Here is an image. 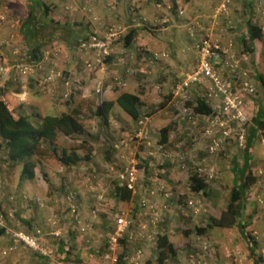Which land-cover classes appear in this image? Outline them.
Returning a JSON list of instances; mask_svg holds the SVG:
<instances>
[{
  "label": "crops",
  "instance_id": "1",
  "mask_svg": "<svg viewBox=\"0 0 264 264\" xmlns=\"http://www.w3.org/2000/svg\"><path fill=\"white\" fill-rule=\"evenodd\" d=\"M45 1L49 5V17L64 25L62 27L68 29L70 34L64 36V34L58 35L57 32H41L42 34H34L30 45L33 43V45L45 44L46 47L52 46L57 51L60 50V58L55 67L60 71L61 77L55 78L49 84H43V80L52 68L47 59L43 57L38 60V65L40 66L34 68L28 76L23 77L15 69V64L22 62L23 58H16L12 56L11 50L1 48L0 68L3 71L0 74V88L7 90L5 94L10 102L21 105L28 114L34 113L46 116V107L62 108L63 110H61L60 114L72 110H76L79 114V101L82 99L95 98L96 108L104 101H115L116 97L122 92L137 94L139 98L140 95L150 92L152 99H154L153 101L155 103L160 102L156 98L158 95L154 94L156 92H166L165 90L163 91V88H158L161 84L166 85L165 89H170L165 95L170 93L169 97L176 101L175 107L170 105L169 101L164 107H160L162 103H157L158 105L154 107H148V105L144 104L142 111L143 113H149L150 119L149 122L142 125L139 122L142 121L143 115L138 122H132L116 104L113 106L107 124L104 125L100 119L94 117L95 120L93 122L95 124L99 123V127H96L95 130L92 129L90 132L91 134L92 132L94 133V139L89 142V161L83 162L78 166L62 168L64 174L60 176L63 178L58 179L63 192L65 193L67 190V193H65L66 199L69 201L73 195L75 200L78 201V192L73 190L72 187L76 188L79 185L78 187L82 188L81 192L83 193L86 191L85 184H87L89 185L88 190L94 191L93 196L89 198L82 196L80 202L94 204L93 206L96 209L108 204L106 202L108 196V200L113 203H122L114 199V184H123L119 181V178L112 176L114 174L110 169L114 166L117 169L118 166L127 167L136 163L139 173V186L137 191L132 193V199L123 203L128 204L130 208L137 207V209L131 211L132 213H137L134 214L136 217L131 221L132 227L123 236L125 243L128 242V248L127 246L124 247L121 253L125 254L128 264H156V245L154 241H148L146 237L153 230L151 227L148 228V226H150V220H152L154 214L160 216L156 233L165 235L174 249L181 247L180 250L176 249L177 259H185L195 255L199 251V240L202 239L207 241L212 249V244L217 246H215L216 251L214 250L209 256L211 262L214 263L216 261L215 264H239L242 250L240 252L238 242L234 240L236 237L241 238L237 231L235 236H233V230L228 232L231 243L229 240V242L225 241L226 236L223 234L212 233L210 238L213 240L209 239V236L199 237L195 234H189L185 238L190 239V244L185 245L186 240L183 239V230H193L195 226L202 225L208 217L207 214H210V211L207 212V201L205 202V200H208L209 206L217 207L219 205L220 210L225 206H220L222 204L220 203L221 197H217L220 195L216 194V192L226 190V186L221 180L225 162L222 157L224 154L222 153L224 150L230 149L235 143L231 142V140H234L231 138L227 141V145L218 150L215 155H210L208 147L211 138L210 136H204V133L209 128L211 119L200 117V121L195 124L190 123L189 120H182L179 116L178 104L180 100L172 97L173 87L181 82L184 75L192 70V67L196 66L198 53L194 48V44L203 36H210L213 41L222 47H227L231 44L229 56L241 63L235 51L241 45L242 37L246 38L245 30L244 34L237 33L238 38L234 39V46L231 40L225 41L227 37L225 29L239 31L236 30L235 15L233 14L230 17V13H228L225 18L229 17L230 21L224 26H219L215 21L223 15L215 16L213 12L211 18H205V15L211 11V6H215V4L217 6L218 0H191L194 19L196 20L198 19L197 17L202 16L204 18L202 20L200 18L201 21L196 22L195 25H188L187 29H183L182 25L170 22L169 27L162 26L166 20L173 21L172 18H164L166 12L161 9L163 2L156 4L152 0ZM261 1L259 0L258 4ZM254 3L255 0H250L249 2L251 5H254ZM108 5H111L110 9ZM245 6L243 9L237 8L239 18L243 17L244 23L250 17L252 18L256 15L255 11L257 14L259 12V6L255 10L250 9L248 4ZM260 7L263 8L262 5ZM24 8L26 9V14L20 25L14 26L11 24L8 27L7 24H0V43L6 42L10 37H14L16 43L21 47L23 45V48L26 47L23 35L32 26L24 27L23 23L28 16L26 6ZM181 9L180 7L176 8L178 18V12ZM183 11L185 14V10ZM142 18L146 19V26H138V22ZM161 18L164 19L163 22H161ZM203 21L207 22L203 23ZM111 25L124 27L126 29L125 35L111 44V55L109 58L102 60V64L97 67L96 72L85 71V63H92L94 55L92 53L84 55L78 48L79 42L91 33L104 36L107 28ZM10 28L14 29L13 33H10ZM3 36L8 38L5 40V38H2ZM127 38L129 40L126 46L125 41ZM2 39L4 40L2 41ZM42 51H47V49ZM239 52H242L241 56L243 58L248 55L242 45ZM153 54H164L165 57L153 60ZM216 64L218 65V68H216L217 73L222 71L225 79L234 85L231 80L232 74L222 69L220 63L216 62ZM238 68L242 69V66ZM116 80L120 81L121 85L118 86ZM148 80H151L149 86L147 85ZM201 85L207 90L206 84ZM199 86L193 87L191 100L194 96L200 95ZM96 87H100V93L98 94L92 91ZM65 92L70 94V100L67 102L62 100V94ZM218 106L216 103H211V109L214 113L218 112ZM169 121L176 123V127L168 137L167 143L160 145L159 132L167 126ZM140 133L144 134V138L139 137ZM215 133L218 136V132ZM64 139L69 143L81 144V140ZM118 145H120L119 149L116 148ZM77 154L80 157L85 156V152L82 149H79ZM261 169L259 174L260 171L264 172ZM90 170L95 174L93 175ZM199 170L204 175L199 174ZM234 170L232 167L230 171L234 174ZM192 171L197 172L204 179L209 171L212 172L213 178L207 182L210 191L209 199L202 194L190 192L188 176ZM262 172L261 174H263ZM69 174L72 177L68 179L67 175ZM84 175L91 176V179H95V181H90V178L88 180L84 179ZM215 177L216 182L211 185ZM28 183L31 184V182ZM68 184L71 187L69 189L66 187L65 190V186ZM143 198L147 201L148 206L146 207L140 206V200ZM189 201L199 202L201 208L198 214H193L192 209L187 206ZM93 219H95L94 215H88L86 218V224H83L89 227L86 232L67 233L63 238H60L64 242L77 246V260H80L81 264H100L103 259L108 257L100 246L95 245L99 239L94 237V235L100 234V242L104 241L105 245L108 242L111 230L114 228H111L108 233H105L104 230H100L101 233L90 232V226L87 223L92 222ZM196 221L198 223L202 222V224H197ZM95 222L97 224L99 220ZM251 224L255 229L250 231L252 234L256 233L254 238L258 243L259 253L264 258V221H261V217L254 216ZM99 225L105 226L103 222H99ZM74 237L75 240H73ZM10 242L11 246L15 248L18 245L14 241ZM222 242L224 243L223 245ZM140 244L145 249L139 248ZM1 245H3L2 242H0ZM234 248L237 255L232 253ZM138 251L141 252L139 257L136 254ZM48 253V258H43L30 252L27 256L20 254L12 257L16 256L14 263L17 264H61L51 257L53 248H49ZM134 261L135 263H132ZM106 263L108 264V262Z\"/></svg>",
  "mask_w": 264,
  "mask_h": 264
},
{
  "label": "rangeland",
  "instance_id": "2",
  "mask_svg": "<svg viewBox=\"0 0 264 264\" xmlns=\"http://www.w3.org/2000/svg\"><path fill=\"white\" fill-rule=\"evenodd\" d=\"M258 1L259 0H255L254 5H251L249 4L250 0H238V2H235L229 8V11H228V13H230L229 16L232 17L233 14L235 15L236 17L235 20L237 23L236 30H239V31L237 32V31L225 29V33L227 35V37L225 38V41L231 40L234 46V43H235L234 39L238 38L237 33L244 34V26H243L244 20H243V17L239 18L237 8L239 7V9H243L246 7L245 6L246 4H248L249 8L252 10H255L259 6L258 8L259 12L258 14L256 11L254 12L256 15L253 16V20L258 21L260 23L261 27L263 28L262 31L264 34V6L262 5L263 8H261L260 7L261 4H258ZM162 2H163V7L161 9H163V11L166 12V14L164 15V18H167V19L172 18L173 20L172 22L167 21V20L163 22L164 19L161 18L162 19L161 22H163L162 24L163 27H169L170 23H174L177 25H182L183 29H187L188 25L190 26L195 25L196 22H200L204 18V16H202V17H197L198 19L196 20L194 19V13H193L192 5H191L192 4L191 0H162ZM215 6H211L212 7L211 11L205 15L206 19H209L211 18V16H213V12H215ZM0 7L2 8V10L0 8L1 10L0 12H7L9 16L8 21L4 23V24H7L8 27L11 26V24L13 25L14 22L16 21H19V25H20V23L25 18L26 9L24 8L25 4L23 0H0ZM178 7L182 8V10H185L184 16L178 15L179 18L176 15V8ZM108 8L110 9L111 5H108ZM195 16H199V15H195ZM180 17H183V18H180ZM225 17L226 16L224 15L218 20H216L215 22H217L219 26H224L230 21L229 17L228 18H225ZM204 22H207V21H203V23ZM13 30H14L13 28H10V33L11 32L13 33ZM56 32L58 33V35H61L63 33L64 36L70 34V31L68 29L62 30V33L59 31H56ZM204 32H207V31H204ZM2 38H5L6 40L8 37L3 36ZM3 40L4 39H2V41ZM13 42H15L14 38H13ZM9 44H10L9 40H7L6 42L3 41L2 43H0V49L7 48L11 50V47ZM19 47L21 46L19 45ZM44 49H47L50 52V56L47 58V61L50 63V67L51 66L54 67L55 64L58 63V60L60 58V50L57 51L55 47H52V46H47ZM240 49H241V45L238 47L237 51H235L233 48V50L235 51V54L238 56V59L241 62L239 63V66H242V70L247 72L248 81L255 87V94L252 95L253 97L249 95L243 96L245 111L247 113V116L251 120V117L255 114V112L258 109V102L261 101V97L263 96L262 90L260 86L258 85V82L255 76H256V73H260L264 76V44L262 45L260 43H256V45L254 46V51H255L254 54L253 55L248 54L244 58L241 56L242 52H239ZM11 54H12V51H11ZM12 56H15V55L12 54ZM22 56H23V52L20 50V55L16 56V58L22 59L23 58ZM194 68L192 67V70ZM94 72H96V70ZM219 73L224 77V75L222 74V71ZM231 80L235 85L237 84L236 79L231 78ZM148 81L149 82L147 83V85L149 86L151 84L150 83L151 80H148ZM160 87L163 88V91L165 90L166 92L170 90V89L168 90L165 89L166 85L161 84V86H159L158 88L160 89ZM199 87H200V91H199L200 94L204 95L205 93L204 86L200 85ZM92 91L95 93V89H93ZM166 92H158V93L156 92V94H154V95H158L156 96V98L160 102H157V103H162L166 101V99L170 96V93L169 95L168 94L165 95ZM160 96H161L160 98L161 100L159 99ZM140 98H141V102L143 103V105L144 104L146 106L148 105V107L150 106L154 107L158 105L157 103L153 101L154 99H152L150 92L146 94L144 93V95H140ZM95 103H96L95 98L82 99L81 101H79V106H80V108L78 107L79 119L84 125V128L86 129L87 132H91L92 129L95 130L96 127H99V123L95 124L93 122L95 120L93 116V112L95 110ZM169 103L170 105L174 107L176 105V101H174L173 98H170ZM61 110L63 109L59 107H56V108L46 107L45 114L48 116H59L61 113ZM170 122L171 121H169L167 125L170 124ZM92 134L94 133L92 132ZM231 138L234 139V140H231V142H234L235 144L230 149L224 150L222 153L224 154V156L222 157L225 162L222 161L224 162V166L222 169L224 171L221 173V180L224 182L226 186V190L221 191V192H216V194L220 195L217 197H221L220 203L222 204L220 206L225 205L226 199L228 196V191L234 185L233 182L235 180V177H234L235 175L230 171L233 167L231 160L232 158L233 159L237 158L240 164L242 161L241 156L243 153V148L239 147L236 144L237 141L234 137H231ZM56 145L59 150L79 151V147H78L79 144L69 143L62 136H58ZM82 151L85 152V150H82ZM252 156H253V160L256 166L254 173L258 177V182L251 190V192L255 195H253V197L250 198L249 202L247 203L246 214H250V216L252 217L254 216L261 217V221H264V208L258 206L255 202L256 196L264 193V172H262L263 174L261 175L259 174V170L262 168V164L264 162V142L261 136L255 138L253 141ZM45 164L46 165H43L40 168H36V178L34 181L31 182V184L28 182H24L22 186L18 188L17 180H18V173H19L20 167H14L11 169L8 164L0 163V230L4 231L3 233L0 234V242L3 243V245L0 246V264H17V263H14L16 256L14 258L12 256L20 255V254L27 256L29 255V252L31 254L39 253L42 256H47L49 254L48 253L49 248H51V245L54 243L55 240H58L61 237L63 238L65 235H67V233L68 234L69 233H72V234L80 233L78 231V224H76L75 221L78 220L80 223L79 225L86 224L85 220L88 217V215L89 216L92 215V211L95 212L94 214L95 219H93L92 222L87 223V224L90 226V232L95 231L96 233H101L100 230H104L105 233H108L111 230V228L113 229L115 226L114 219H115V216L117 215H124L129 221L134 220V218L136 217V215L134 214H137V213H132L131 211H133L134 209H137V207L130 208L128 204L113 203L111 200H108L109 199L108 196L106 199L107 200L106 202H108V204H105L106 206L103 205V206L96 208L98 212L94 208L93 206L94 204L91 205V203L84 204L80 202L82 196H86L87 198H89L90 196H93L94 191L88 190L89 185L87 184H85L86 187L84 185L83 186L80 185L81 187H85L86 191H84L83 193L81 192L82 188L78 187L79 185H77L76 188L72 187L73 190H76L78 192V201L75 200L73 195L68 201L65 195V193H67L66 187H68L69 189L71 186L69 184L65 186L66 192L64 193L62 190V187L60 188L61 185L58 182L59 178H63L60 175L64 174V171H62V168L57 164V162L54 159L47 161ZM129 166L131 165H128L127 167L118 166L117 169H116V166H114L113 171H112L114 175L112 176H114V178H119L120 174H122L125 171V169L128 168ZM40 169H42V171ZM90 171L92 172V170ZM41 172L42 173L44 172V174H46L47 181L43 180V178L41 177L42 175ZM92 174L94 175L95 173L92 172ZM67 176H68V179L72 177L70 174ZM83 177L86 180L90 178V181L92 180L95 181V179H91V176L84 175ZM215 179L216 177L214 178V180ZM214 180H213V183H211V185L215 184L216 180L215 181ZM205 202H206L207 212L210 211V214L214 216H218L219 211H220V207H218L219 205L217 207H214L212 205L209 206L208 200H205ZM72 206H74L75 208L76 220H75V215L73 216V214L71 213ZM98 220L100 223L103 222L106 227L104 225L100 226L99 222L96 224L95 221H98ZM196 223L202 224V222L198 223V221H196ZM28 226L32 227L33 233H35L36 231L39 232L40 250L34 251L30 248L25 247L23 244H20V243H17L18 245L16 246V248L11 246L10 241H13L12 234L17 233V232L28 233V231H30ZM248 229L253 231L255 228L254 226L250 225ZM113 230H111V234ZM229 231L230 230L213 229L212 231L208 233V236H209V239L213 240L212 238H210L212 237L211 236L212 233L223 234L224 236H226L225 241L227 242L230 238L229 237L230 235L228 234ZM258 232L259 231L257 230V233ZM232 233H233V236L236 235V231H233ZM263 234H264V231H263ZM94 237L99 239L98 242L95 243V245L100 246L102 250H104V252L107 253L106 255H109L111 253L109 250V247L105 249L104 241L100 242L101 235L96 234L94 235ZM185 237L186 236L183 235V239L186 240L185 245L190 244V239L185 238ZM236 238L234 240H237L240 252L242 250V254H240V262L238 263L239 264H252V261L249 259L248 257L249 255L247 254L248 251L246 248V243L244 242L242 238H239V237H236ZM120 240L118 242V247L115 249L116 251H114V253L116 254H121L122 249L124 247L127 246L128 248V242L125 243V239H123L122 240L123 243H121ZM231 242L232 241H230V243ZM106 244H108V242ZM223 244L224 243L222 242V245ZM212 245H213V249L211 248L212 252L214 250L216 251L217 246L214 244ZM139 248L145 249V247L143 245L141 246V244ZM180 248L181 247L176 248V249L180 250ZM9 249H11V251L8 252ZM217 250H219V248H217ZM3 251H7V254L5 256H1V253ZM42 252L45 254H43ZM232 253L237 255L235 252V248ZM106 261H107L106 259H103V262L101 261L100 264L102 263L105 264ZM218 262L220 261L218 260Z\"/></svg>",
  "mask_w": 264,
  "mask_h": 264
},
{
  "label": "trees",
  "instance_id": "3",
  "mask_svg": "<svg viewBox=\"0 0 264 264\" xmlns=\"http://www.w3.org/2000/svg\"><path fill=\"white\" fill-rule=\"evenodd\" d=\"M23 1L28 10V16L23 23L24 27L28 28L29 25L32 28L23 35L26 47L23 48L22 45V48H20L25 55L38 61L42 57V50L46 45H33L34 43L30 45L34 34L41 32L55 33L56 31L62 33V30L66 28L62 27L64 25L49 17V5L46 1ZM152 1L156 4L162 2V0ZM243 26L246 32V38L242 37L241 45L247 54L253 55L256 43L264 44L263 28L258 21L253 20V17H250L249 20L247 19ZM90 35H87L80 42L85 41ZM128 38L125 41L126 46L128 45ZM217 67L218 65L215 63L214 68ZM255 77L263 96L261 97V101L258 102L257 111L249 122L247 137L241 156L242 163L240 164L237 158L231 160L233 169H235L233 171L235 183L228 191L225 206L220 210L218 216L207 214L208 217L202 225L195 226L193 230H183V233L186 237L189 234L207 237L208 233L213 229L237 231L246 243L248 257L252 261V264H264V258L259 253L258 243L252 232L248 229L252 225V216L246 214L247 203L251 198L250 192L258 182V177L254 173L256 166L252 156L253 141L255 138L260 137L264 131V76L256 73ZM234 78L237 81L236 76ZM5 93H7V90L0 88V163L8 164L11 169L20 167L17 180L18 188L24 182L34 181L36 178V168L46 165L45 163L47 161L54 159L61 168L78 166L83 162L89 161V142L94 139V136L86 131L76 110L62 113L59 116L28 114L21 105L12 103V101L10 102ZM169 100L170 97L162 102L160 107H164ZM114 104L132 122H138L143 115V103L140 101L139 96L137 94L122 92L116 97L115 101H104L99 104L93 112L94 117L100 119L104 125L107 124ZM186 106L193 109V114L197 118L206 117L212 119L215 115L211 109V104L204 99L202 94L194 96ZM146 114L149 115V113ZM175 127L176 123L171 122L164 129L160 130V145L167 143L168 137L173 133ZM58 136L69 140H81V144L78 147L79 149L85 150V156L80 157L76 150H59L56 145ZM234 136L235 132H233ZM40 170L42 171V169ZM41 177L47 181V176L44 172ZM188 185L190 192L193 194H202L209 199V184L197 172L192 171L189 173ZM114 199L117 202L126 203L132 199V193L124 185L115 183ZM28 228L30 231L27 234L32 235L37 232L33 233L31 226H28ZM3 232V230H0V234ZM73 240H75V237ZM120 242L122 243V241ZM154 243L157 251L156 264H174L177 262L176 250L169 243L165 235L157 234ZM108 245L105 244V249L109 247ZM51 248H53L54 253H51V257L58 263L81 264V261L77 260L78 248L75 244L64 242V240L59 238L54 241ZM37 255L48 258L39 253ZM115 264H128L124 253L117 256V262Z\"/></svg>",
  "mask_w": 264,
  "mask_h": 264
},
{
  "label": "built area",
  "instance_id": "4",
  "mask_svg": "<svg viewBox=\"0 0 264 264\" xmlns=\"http://www.w3.org/2000/svg\"><path fill=\"white\" fill-rule=\"evenodd\" d=\"M238 0H218L217 6L215 8V16L227 15L229 8ZM261 5L264 6V0L260 2ZM179 16L184 15V11L181 9L178 12ZM9 19V16L6 12L0 13V23H5ZM19 21L14 22L13 25H18ZM146 19L142 18L140 22H138V26H146ZM126 33V29L120 25H111L107 28L104 36H100L97 33L91 34L85 41L80 42L78 48L83 54L88 55L92 53L94 55V61L92 63H85L84 70L85 71H95L98 66L102 64V60L107 59L111 55V44L122 38ZM14 37H10L9 45L11 47L12 54L16 56L20 55L21 48L16 42H13ZM8 44V43H6ZM231 44L227 47H222L217 42L213 41L210 36L206 35L201 37L195 44L194 48L198 53V62L196 67L184 75L181 82L174 86L172 89V97L178 98L179 101V116L182 120H189L190 123L199 122V118L193 114V109L187 107L186 104L191 100V91L194 86L206 84L205 93L203 95L204 99H206L210 104L216 103L218 106V112L215 113L214 117L209 122V128L205 131L204 136H210V145L208 147V152L210 155H215L218 150H220L223 146L227 144L229 138L233 137V132H235V139L239 147H243L246 137H247V129L249 127L250 119L247 116L245 111V105L243 96L249 95L252 96L255 94L254 86L248 81L247 72L239 69V62H237L232 56H229ZM43 58H48L50 56V52L42 51ZM23 61L17 62L15 64V69L18 74L26 77L28 76L32 70L36 67H39V61H35L30 56H27L23 53ZM161 57H165L164 54H153L152 59L157 60ZM220 63L222 69L226 70L228 73L232 74V79L237 78V84L233 85L228 80L223 78L219 73H217L214 68V63ZM2 68H0V74L2 73ZM234 75V76H233ZM61 77V73L56 69V67H52L49 70L48 75L43 80V84H49L54 81L55 78ZM116 84L119 86L121 82L116 80ZM236 86V87H234ZM95 93H100V87H96ZM63 101L70 100L69 92H65L62 96ZM218 102V103H217ZM150 114L143 113L142 121L139 122L140 125L149 122ZM236 127V129H235ZM218 129V131H217ZM218 132V136L216 133ZM215 134V135H214ZM139 137L144 138V134L140 133ZM262 140L264 142V131L261 134ZM116 147V146H115ZM120 145L116 148L119 149ZM137 164H133L125 169V171L120 174L119 179L122 184L126 187L128 191L131 193H135L139 186V173L137 170ZM262 168L264 171V162L262 164ZM113 171V168L110 169ZM262 171H260L261 174ZM201 175L202 171L198 172ZM206 176V175H205ZM213 178V174L211 171L207 173L205 177L206 181H210ZM150 194H152L150 192ZM251 198L253 197L252 192H250ZM255 202L258 206L264 208V193L257 195L255 198ZM140 206L146 207L147 201L143 198L140 200ZM187 206H189L193 214H198L200 212V204L199 202L189 201ZM153 208V207H152ZM71 213L73 216L75 215V208L72 206ZM95 212L92 211V215ZM76 220V215H75ZM160 220V216L154 214L152 220H150V226L153 230L148 234V241H155L157 233V223ZM78 224V231L80 233L86 232L89 227L87 225H79V221H75ZM114 230L108 239L110 254L106 258V262L108 264H115L117 262V255L113 252L118 247V242L123 236L128 233L132 227V222L127 220L124 215H117L114 219ZM145 228V227H144ZM253 236H256V233H253ZM13 241L16 243L23 244L25 247L30 248L34 251L40 250L39 246V232L37 231L35 234H27L24 232H17L12 234ZM200 247L199 251L188 258H179L177 259L176 264H214L209 259L210 254L212 253V249L210 244L205 240H199ZM11 249L8 250V252ZM43 253V252H42ZM7 251H3L1 256H5ZM45 254V253H43ZM137 257L141 255V252L138 251ZM132 263H135L132 262Z\"/></svg>",
  "mask_w": 264,
  "mask_h": 264
}]
</instances>
